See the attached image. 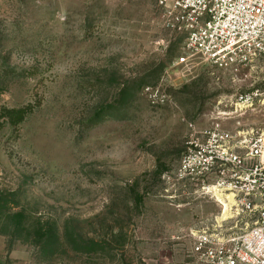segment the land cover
<instances>
[{
    "label": "rangeland",
    "instance_id": "1",
    "mask_svg": "<svg viewBox=\"0 0 264 264\" xmlns=\"http://www.w3.org/2000/svg\"><path fill=\"white\" fill-rule=\"evenodd\" d=\"M183 42L155 0H0V113L30 110L2 118L0 264H208L182 163L262 119L218 108L235 90Z\"/></svg>",
    "mask_w": 264,
    "mask_h": 264
},
{
    "label": "built area",
    "instance_id": "2",
    "mask_svg": "<svg viewBox=\"0 0 264 264\" xmlns=\"http://www.w3.org/2000/svg\"><path fill=\"white\" fill-rule=\"evenodd\" d=\"M155 1L184 36L177 64L201 59L235 90L220 96L218 108L262 119L216 128L184 159L182 172L197 176L195 193L216 207L193 224V253L208 264H264V0Z\"/></svg>",
    "mask_w": 264,
    "mask_h": 264
},
{
    "label": "trees",
    "instance_id": "3",
    "mask_svg": "<svg viewBox=\"0 0 264 264\" xmlns=\"http://www.w3.org/2000/svg\"><path fill=\"white\" fill-rule=\"evenodd\" d=\"M29 111L30 110L28 107L12 108V109L11 108H4L3 112L0 113V130L4 126V122L2 121L3 117H7L8 120L12 124L18 125L25 120V118L29 114ZM10 215H14V214H10ZM16 215H17V213H16ZM16 215H14V216H16Z\"/></svg>",
    "mask_w": 264,
    "mask_h": 264
}]
</instances>
